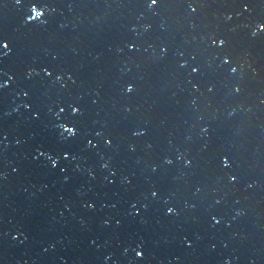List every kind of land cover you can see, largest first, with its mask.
I'll use <instances>...</instances> for the list:
<instances>
[{
	"label": "water",
	"instance_id": "95a60500",
	"mask_svg": "<svg viewBox=\"0 0 264 264\" xmlns=\"http://www.w3.org/2000/svg\"><path fill=\"white\" fill-rule=\"evenodd\" d=\"M0 264H264V0H0Z\"/></svg>",
	"mask_w": 264,
	"mask_h": 264
},
{
	"label": "snow or ice",
	"instance_id": "6c2138e0",
	"mask_svg": "<svg viewBox=\"0 0 264 264\" xmlns=\"http://www.w3.org/2000/svg\"><path fill=\"white\" fill-rule=\"evenodd\" d=\"M152 2H153V3H155V2H156V0H152Z\"/></svg>",
	"mask_w": 264,
	"mask_h": 264
}]
</instances>
